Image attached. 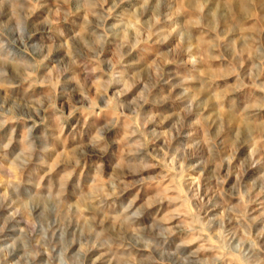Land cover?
I'll return each instance as SVG.
<instances>
[{
	"label": "rangeland",
	"instance_id": "1",
	"mask_svg": "<svg viewBox=\"0 0 264 264\" xmlns=\"http://www.w3.org/2000/svg\"><path fill=\"white\" fill-rule=\"evenodd\" d=\"M0 264H264V0H0Z\"/></svg>",
	"mask_w": 264,
	"mask_h": 264
}]
</instances>
